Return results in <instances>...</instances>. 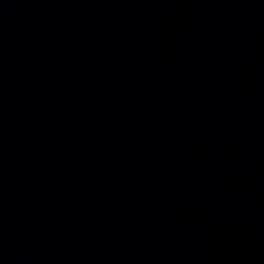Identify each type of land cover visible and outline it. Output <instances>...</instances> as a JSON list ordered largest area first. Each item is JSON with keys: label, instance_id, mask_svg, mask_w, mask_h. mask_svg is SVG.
<instances>
[{"label": "water", "instance_id": "obj_1", "mask_svg": "<svg viewBox=\"0 0 264 264\" xmlns=\"http://www.w3.org/2000/svg\"><path fill=\"white\" fill-rule=\"evenodd\" d=\"M0 264H264V0H0Z\"/></svg>", "mask_w": 264, "mask_h": 264}]
</instances>
